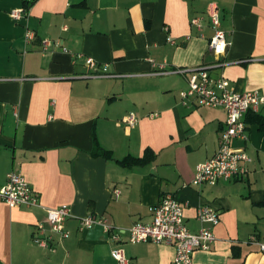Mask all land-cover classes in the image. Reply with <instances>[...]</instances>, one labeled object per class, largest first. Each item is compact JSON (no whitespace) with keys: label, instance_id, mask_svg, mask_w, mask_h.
Wrapping results in <instances>:
<instances>
[{"label":"crops","instance_id":"obj_1","mask_svg":"<svg viewBox=\"0 0 264 264\" xmlns=\"http://www.w3.org/2000/svg\"><path fill=\"white\" fill-rule=\"evenodd\" d=\"M210 3L230 42L220 57L210 48ZM44 39L63 45L45 49ZM159 64L209 66L235 92H264V0H0V186L20 173L43 206L73 213L69 236L51 250L34 241L45 209L0 199V264H120L115 249L129 264H175L173 245L127 240L129 227L153 220L166 193L185 205L192 232L201 227L199 206L219 211L216 240L195 251V264H264L248 242L252 234L264 241V130L255 120L264 105L244 116L248 138L232 143L250 156L248 174L194 186L197 165L218 150L227 113L184 105L189 74H157ZM104 65L113 76L91 75ZM130 113L138 117L132 127L123 121ZM147 151L145 163H120ZM91 214L106 217L121 241L101 225L82 228Z\"/></svg>","mask_w":264,"mask_h":264},{"label":"built area","instance_id":"obj_2","mask_svg":"<svg viewBox=\"0 0 264 264\" xmlns=\"http://www.w3.org/2000/svg\"><path fill=\"white\" fill-rule=\"evenodd\" d=\"M22 11H15L13 15L18 17ZM209 18L214 30L210 39V48L217 56L226 53L230 42L226 31L222 28L221 14L216 3H210L208 8ZM201 17H194L192 24L201 27ZM35 36L34 31L28 30L27 39ZM170 42H174L170 37ZM43 46L47 49L50 45L62 46L63 41L58 39L43 40ZM87 63L91 68L97 66V62L89 57ZM222 60L217 65H224ZM157 74L170 72L188 73V87L181 93L184 105H205L210 107H222L227 113L226 124L219 138V147L216 153L196 167L192 180L194 186L203 184H216L221 180H234L245 177L249 172L250 156L245 151L233 148V140L236 138L247 139V125L245 114L250 110L258 111L264 105V92L248 90L235 92L228 86L224 77L214 76L209 66L195 68L167 69L165 64H159L155 71ZM93 76H113L107 71L106 65L103 72L91 74ZM88 76V75H85ZM151 117L157 113H151ZM123 121L127 126H134L138 117L134 113L128 114ZM117 195L120 193L116 190ZM0 199L6 201L10 207L25 205L28 207L41 206L46 211V217L37 224L34 231V241L45 248L56 250V238H67L69 232L66 229V221L73 215L69 205L58 207H45L40 203L39 193L26 177L17 172H11L7 176L5 184L0 186ZM184 207L173 194L166 193L158 204L153 207V220L149 223H135L128 229L127 240L131 242L152 241L158 244H168L175 247V264H195L194 253L198 249L209 250L216 240L213 226L219 223V211L209 205L198 207L197 217L201 227L197 232L189 230L185 223ZM82 228H90L101 225L110 233L111 239L121 241V232L114 231L108 219L101 215H87L81 218ZM249 243L256 244L260 252L264 253V241L252 234ZM112 256L120 264H129V260L120 249L112 251Z\"/></svg>","mask_w":264,"mask_h":264},{"label":"trees","instance_id":"obj_3","mask_svg":"<svg viewBox=\"0 0 264 264\" xmlns=\"http://www.w3.org/2000/svg\"><path fill=\"white\" fill-rule=\"evenodd\" d=\"M28 6V4H27ZM256 122L259 124L260 129L264 130V117L263 116H255ZM101 153L106 155V156H111V152L107 150H101ZM152 156L149 151L145 153L144 156L142 157H135V156H127L126 158L120 160V163L124 165H133V164H142L145 163L149 160H151Z\"/></svg>","mask_w":264,"mask_h":264}]
</instances>
